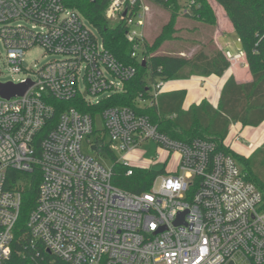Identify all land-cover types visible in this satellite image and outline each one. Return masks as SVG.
I'll use <instances>...</instances> for the list:
<instances>
[{"label":"built area","instance_id":"obj_1","mask_svg":"<svg viewBox=\"0 0 264 264\" xmlns=\"http://www.w3.org/2000/svg\"><path fill=\"white\" fill-rule=\"evenodd\" d=\"M150 8L145 0H109L104 12L109 22L123 23L131 57L140 62ZM34 47L59 58L26 70L23 55ZM223 54L229 63L245 59L240 49ZM135 73L61 0H0V76L16 78L0 84L29 83L22 95L0 97V264H11L21 201L6 187L7 172L34 168L40 183L26 221L30 244L66 264H264L261 194L214 142L171 139L127 107L93 116L69 108L48 129L50 99L80 95L94 105L121 93ZM162 84L138 106L154 104ZM97 116L103 128L94 136ZM98 139L128 167L123 157L150 141L178 155L176 169L156 177L148 192H124L111 184L110 168L84 151V141L91 150Z\"/></svg>","mask_w":264,"mask_h":264},{"label":"trees","instance_id":"obj_2","mask_svg":"<svg viewBox=\"0 0 264 264\" xmlns=\"http://www.w3.org/2000/svg\"><path fill=\"white\" fill-rule=\"evenodd\" d=\"M61 1L65 7L81 15L118 62L134 66L136 73L124 83L121 93L104 97L94 105H86L80 95L68 102L50 99L54 117L48 129L69 108L92 116L110 107L130 108L146 116L171 139L189 142L199 138L214 142L219 151L234 160L243 179L260 192V208L264 210V142L248 156L236 154L224 144L231 123H239L242 128H256L264 121V0H215L226 13L234 36L239 40L251 81L238 84L229 77L221 89L216 108L203 100L187 110L181 108L183 91L161 94L151 106L140 107L137 100H150L152 86L158 81L164 83L195 75L221 76L229 68L223 51L214 48L208 52L206 46L211 40H202L204 30L214 26L215 17L209 0H145L151 8L165 10L168 18L151 42L144 38L141 47L143 62L131 57L132 45L126 40L123 23L106 20L104 12L109 0ZM180 24L187 25V33L181 32ZM192 48H196L195 51L185 56ZM203 134L206 137H202ZM95 148L97 158H106L110 163L111 184L124 192H148L155 178L165 173L164 168L154 171L128 167L103 139L95 141ZM128 169L132 171L130 175H127ZM39 183L37 168L29 173L7 172L6 187L19 193L21 200L19 217L13 229L11 264H66L42 247L30 244L26 221L36 205ZM36 252L38 256H35Z\"/></svg>","mask_w":264,"mask_h":264},{"label":"rangeland","instance_id":"obj_3","mask_svg":"<svg viewBox=\"0 0 264 264\" xmlns=\"http://www.w3.org/2000/svg\"><path fill=\"white\" fill-rule=\"evenodd\" d=\"M209 2L212 7L215 19H214V26L205 30L206 35L204 38H206V40L207 39L211 40V43L206 46L208 52L214 48L217 49H219L220 47L222 48V44H221L222 42L220 40H217L218 44H216L210 37L211 32L214 31L215 29L219 31L218 34L221 33L220 36L218 35V38L223 37V34L226 35V37L227 36L232 38L234 37V33L232 32L231 25L222 7H220L215 2V0H209ZM167 18L168 15L165 10H160L154 7L150 8V14L148 16V20L144 30V38L148 40V42L152 41L154 35L159 32L161 27L167 21ZM180 25H182L180 26L181 32L187 33L185 32L187 30V25L186 24H180ZM195 49L196 48H194L193 51H189L188 53H185L184 55L190 56L195 51ZM229 49L230 52L233 54L236 52L234 47H230ZM57 58L59 57L46 54L40 47H34L30 50H27L24 53L22 66L26 70H30V69L35 70L36 68H40L41 66L48 63L50 60ZM15 80L16 78L10 75L0 76V83L7 81H15ZM102 128L103 125L101 118L99 116L95 117L94 125H93V129L95 131L94 136L101 135ZM253 129L254 128L252 127H247L246 129L243 130V132L240 133V137L238 139L234 138L233 132L229 133L228 145L232 152L239 155L248 156L254 150L255 141H253L250 138V136L247 134V132L254 131ZM202 137H206V135L203 134ZM82 146L84 148V151H86V154L92 156L93 158H96L105 168L110 167V163L108 159L103 157L97 158V155L89 149V146L85 143V141L82 143ZM123 158L125 159V162L127 164L133 165L135 167L146 168L154 171H159L164 168L165 173L162 175H165L168 172H173L176 169V165L178 161V156L176 154L174 153L168 154V152L163 151L162 149H160L150 141L144 142L141 146H139L129 154L125 155ZM158 185H159V180L156 182L155 185L156 188L158 187Z\"/></svg>","mask_w":264,"mask_h":264},{"label":"crops","instance_id":"obj_4","mask_svg":"<svg viewBox=\"0 0 264 264\" xmlns=\"http://www.w3.org/2000/svg\"><path fill=\"white\" fill-rule=\"evenodd\" d=\"M218 33L219 31L215 29L211 32L210 37L216 44H218L217 40L222 42V48L220 47V50L230 51V47H234L236 52L239 50V44L237 43L235 36L233 38L227 36V38L226 35L223 34V37L218 38V35H221V33ZM205 35L206 33L204 30L203 37H205ZM203 37L202 40L205 39ZM193 49L194 48H192L190 51H193ZM229 64V68L221 76L210 75L207 77H201L195 75L189 78L172 79L164 82L158 96L164 93L183 91L185 93L181 106L183 110L189 109L192 105H198L203 100L208 102L213 108H216L218 105L221 89L229 77H233L238 84L251 81V75L248 71L245 59L239 58ZM246 128L247 127L242 128L239 123H231L229 125L228 135L224 141V144L229 147L228 136L230 132H233L234 138L238 139L240 137V133ZM253 130L254 131L247 132V134L253 141H255L254 149H256L264 142V121L261 123V125L254 128Z\"/></svg>","mask_w":264,"mask_h":264},{"label":"water","instance_id":"obj_5","mask_svg":"<svg viewBox=\"0 0 264 264\" xmlns=\"http://www.w3.org/2000/svg\"><path fill=\"white\" fill-rule=\"evenodd\" d=\"M28 85L29 83L20 85H14L12 83L0 84V97L8 99L15 95H22L27 89ZM91 151L95 153V146H91Z\"/></svg>","mask_w":264,"mask_h":264}]
</instances>
